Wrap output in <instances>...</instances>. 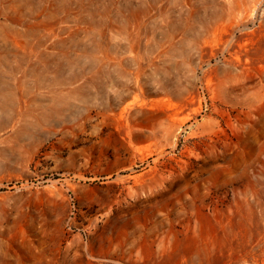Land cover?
<instances>
[{
	"label": "rangeland",
	"instance_id": "1",
	"mask_svg": "<svg viewBox=\"0 0 264 264\" xmlns=\"http://www.w3.org/2000/svg\"><path fill=\"white\" fill-rule=\"evenodd\" d=\"M0 264H264V0H0Z\"/></svg>",
	"mask_w": 264,
	"mask_h": 264
}]
</instances>
